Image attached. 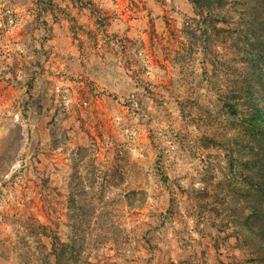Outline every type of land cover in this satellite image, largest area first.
<instances>
[{"label":"rangeland","instance_id":"rangeland-1","mask_svg":"<svg viewBox=\"0 0 264 264\" xmlns=\"http://www.w3.org/2000/svg\"><path fill=\"white\" fill-rule=\"evenodd\" d=\"M130 1L112 0L113 15ZM184 1L189 15L181 0H156L131 16L153 25L132 60L105 35L116 45L105 78L40 42L10 50L1 34L15 19L0 25V264H42L55 233L101 263L264 264V224L242 219L254 170L240 164L252 154L239 98L261 91L233 24L248 0H219L224 22L206 25L183 24ZM80 2L103 29L102 9Z\"/></svg>","mask_w":264,"mask_h":264},{"label":"crops","instance_id":"crops-1","mask_svg":"<svg viewBox=\"0 0 264 264\" xmlns=\"http://www.w3.org/2000/svg\"><path fill=\"white\" fill-rule=\"evenodd\" d=\"M89 1L96 6L95 10L97 6L102 9V13L98 10V14L106 19L103 29L96 24L95 12L91 14L90 9L81 8L80 0H0V20L8 17L15 19V27L9 34H1V38L7 40L10 50L24 47L28 40H31L28 43L30 49L35 42L42 43L43 48L50 45L63 57V62H80L82 67L83 63L89 61L98 77H108L109 66L116 58L113 53L116 45L108 41L105 35L122 38L119 45L126 49L127 60H132L136 54H142V47H146L153 25H140V21L133 24L129 19L131 16L141 19L142 8L145 6L146 9V4L154 11L158 6L156 0H132L130 9L126 10V16L121 20L113 15L112 0ZM121 2L126 3L127 0ZM50 7L60 12L56 13ZM179 10L190 14V7L184 0H181ZM72 19L76 20L77 25H71ZM35 37L38 41H35Z\"/></svg>","mask_w":264,"mask_h":264},{"label":"trees","instance_id":"trees-1","mask_svg":"<svg viewBox=\"0 0 264 264\" xmlns=\"http://www.w3.org/2000/svg\"><path fill=\"white\" fill-rule=\"evenodd\" d=\"M218 1L206 0L205 5L202 0H193L191 2L193 17L184 21L183 24L189 25L192 22L193 25H206L210 24L213 18L215 22H224L220 21L221 18H217L216 15L213 16L216 13L214 6L218 4ZM248 4V8L245 9L247 15L233 19L234 25H244L239 37L246 46L244 48H248V53L244 57L245 64L251 70L253 81L261 90L256 91L255 87L247 86L241 94L243 98L234 97V99L239 98V102L243 105L239 117L241 133L247 138L246 142L249 145L247 149L252 154L250 159H240V164L242 167L248 168L249 166L254 170L250 175L253 182L250 191L243 190L244 198H251L249 212L242 218L246 227L249 226L250 219L264 224V109L260 105L264 98V0H248ZM224 106L229 110L230 115L236 117L238 109L227 102ZM230 194L224 195V201L230 199ZM81 224L83 221L80 222ZM74 229H77L76 226ZM258 229L261 232L263 228ZM76 232L78 233V229ZM49 238L50 242L46 247L41 244L42 252L38 260L42 264H108L93 261L89 255H85L84 247L82 248L74 240L64 242L56 233ZM23 258L27 260L28 256H23Z\"/></svg>","mask_w":264,"mask_h":264},{"label":"built area","instance_id":"built-area-1","mask_svg":"<svg viewBox=\"0 0 264 264\" xmlns=\"http://www.w3.org/2000/svg\"><path fill=\"white\" fill-rule=\"evenodd\" d=\"M5 22L6 23L0 24V25H7V26H10V27H11V25H14V21H13L12 18H8Z\"/></svg>","mask_w":264,"mask_h":264}]
</instances>
